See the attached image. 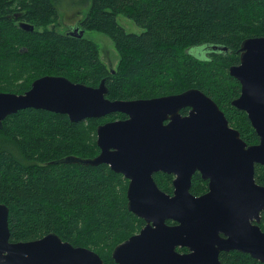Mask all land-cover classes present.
Here are the masks:
<instances>
[{
	"label": "trees",
	"instance_id": "obj_1",
	"mask_svg": "<svg viewBox=\"0 0 264 264\" xmlns=\"http://www.w3.org/2000/svg\"><path fill=\"white\" fill-rule=\"evenodd\" d=\"M62 6L67 16L86 8L76 24L112 40L118 54L114 66L104 63L98 44L84 32L78 38L54 29ZM120 14L143 31L126 32L116 21ZM19 22L33 29L25 30ZM258 36H264V0H0V91L23 93L42 75H61L90 86L104 79L105 96L111 100L197 88L252 144L258 137L246 113L231 105L240 84L228 69L239 62L241 42ZM211 45L226 50L205 51L202 58L190 52ZM18 79L22 81L16 83ZM125 117L115 112L71 122L65 114L25 108L2 120L0 203L9 210L11 241L53 232L74 246L94 250L103 264H116L113 247L144 225L127 208V180L104 163L61 160L97 155V126ZM254 177L263 184L261 166H256ZM154 179L162 191L171 193V174L156 172ZM191 190L198 191L194 185ZM259 226L264 232V211ZM219 259L221 264H262L237 251L221 252Z\"/></svg>",
	"mask_w": 264,
	"mask_h": 264
},
{
	"label": "water",
	"instance_id": "obj_2",
	"mask_svg": "<svg viewBox=\"0 0 264 264\" xmlns=\"http://www.w3.org/2000/svg\"><path fill=\"white\" fill-rule=\"evenodd\" d=\"M19 26L33 29L24 22ZM68 27L70 35L81 38L83 29L77 24ZM228 71L240 84L231 105L246 113L258 136L255 144L248 145L217 103L197 88L111 100L105 96L104 79L90 86L61 75L39 76L23 93L0 91V126L5 117L25 108L65 114L71 122L115 112L126 116L97 126V155L61 160L104 163L128 179L127 208L144 225L113 247L116 264H221L219 253L232 250L264 264V232L259 227L264 184L254 180V165L264 166V36L244 39L239 62ZM196 171L208 180V190L201 195L190 192ZM155 172L173 175L171 194L157 186ZM8 212L0 203V264H103L94 250L74 246L53 232L11 241Z\"/></svg>",
	"mask_w": 264,
	"mask_h": 264
},
{
	"label": "rangeland",
	"instance_id": "obj_3",
	"mask_svg": "<svg viewBox=\"0 0 264 264\" xmlns=\"http://www.w3.org/2000/svg\"><path fill=\"white\" fill-rule=\"evenodd\" d=\"M65 7L62 6L59 8L58 18L55 21L54 29L57 32L65 33L66 26H73L78 22V19L85 13L86 8L83 10H77L79 12H75L70 16L64 14ZM81 15V16H80ZM80 16V17H79ZM116 21L119 25H121L126 32L130 33H140L143 31V28L136 25L132 20L127 18L126 16L120 14L116 17ZM51 24L48 26L49 28L52 26ZM84 37L90 40H93L98 44L100 50V57L106 63V65L112 67L118 61V54L114 48V44L112 40L105 34L93 31V30H86L84 32ZM190 52L195 55L196 57L202 58L205 56V51L202 50L201 47H192ZM22 79H18L16 83H20ZM96 140V139H95Z\"/></svg>",
	"mask_w": 264,
	"mask_h": 264
},
{
	"label": "flooded vegetation",
	"instance_id": "obj_4",
	"mask_svg": "<svg viewBox=\"0 0 264 264\" xmlns=\"http://www.w3.org/2000/svg\"><path fill=\"white\" fill-rule=\"evenodd\" d=\"M66 31L67 32H70V31H72V29L70 28V27H68V26H66ZM240 93V92H239ZM233 106V105H232ZM186 109V112L185 113H182V114H186L187 113V108H185ZM181 112V111H180ZM253 128V127H252ZM255 131V130H254ZM240 134V133H239ZM257 135V134H256ZM258 137V136H257ZM257 142H258V140H257ZM256 142V143H257ZM252 144H255V143H252ZM248 145H251V144H248ZM256 166H261V165H259V164H255L254 165V175H255V168H256ZM261 169H262V173H263V170H264V166H261ZM156 173V172H155ZM197 174V177L196 178H194V176ZM172 175V174H171ZM264 175V174H263ZM126 179V178H125ZM153 179H154V173H153ZM172 179H173V175H172ZM172 179H171V184H172ZM196 181H195V180ZM127 180V183H128V179H126ZM193 180L195 181V182H193ZM254 180H255V183H257V184H259V185H263L264 184V182H263V184H260V183H258L257 181H256V179H255V177H254ZM154 181H155V179H154ZM192 185H194V188L195 189H197L198 191H195L196 193H193L192 192V190H191V187H192ZM158 186V185H157ZM127 187V186H126ZM208 190V180H205V179H203L202 177H201V175H200V173L198 172V171H196V172H194V174L192 175V179H191V186H190V192L193 194V195H201V194H203V193H205L206 191ZM172 191H173V185H172ZM172 191H171V193H172ZM170 193V194H171ZM263 212V211H262ZM262 212L260 213V221H261V216H262ZM260 221H259V223H260ZM252 223H253V220L251 221ZM260 227V226H259ZM185 251H187L185 248H183ZM233 251H237V250H232V251H221V252H233ZM220 252V253H221ZM237 252H240V253H243V254H245V255H248L249 257H251L249 254H247V253H244V252H241V251H237ZM219 253V254H220ZM251 258H253V257H251ZM253 259H255V258H253ZM255 260H257V259H255Z\"/></svg>",
	"mask_w": 264,
	"mask_h": 264
}]
</instances>
